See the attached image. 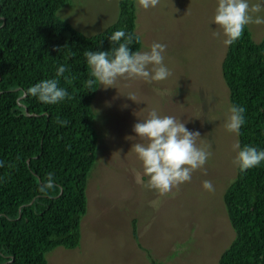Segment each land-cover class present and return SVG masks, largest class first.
<instances>
[{"label":"trees","instance_id":"obj_1","mask_svg":"<svg viewBox=\"0 0 264 264\" xmlns=\"http://www.w3.org/2000/svg\"><path fill=\"white\" fill-rule=\"evenodd\" d=\"M67 2L0 0V264H48L58 248H79L103 126L92 107L99 89L85 83L90 69L84 52L116 47L109 36L118 29L139 37L133 51L142 48L137 0H119L117 21L92 36L58 16ZM59 64L68 66L60 85L72 99L47 105L28 94L54 78ZM222 74L230 104L246 109L241 146L264 149V39L255 42L246 26L227 47ZM49 174L56 187L41 192ZM223 201L235 238L218 264H264V163L246 172L238 168ZM132 228L136 237V220Z\"/></svg>","mask_w":264,"mask_h":264},{"label":"rangeland","instance_id":"obj_2","mask_svg":"<svg viewBox=\"0 0 264 264\" xmlns=\"http://www.w3.org/2000/svg\"><path fill=\"white\" fill-rule=\"evenodd\" d=\"M256 3V0H250ZM217 0H160L137 8L136 32L143 50L167 45L172 76L162 82L121 79L116 89L99 88L93 110L100 117L101 141L87 186L88 210L79 248H58L48 264H218L235 238L223 192L235 180L233 145L238 136L225 127L230 95L222 74L227 47L212 24ZM119 0H68L58 16L86 36L103 32L119 17ZM264 15V12L260 13ZM255 42L264 24L248 25ZM134 94V101L128 95ZM127 105V107H125ZM152 109L187 122L199 131L211 156L189 182L161 193L148 186L141 161L131 150L133 126ZM100 143V142H99ZM210 180L214 191L203 188ZM137 222L133 236L132 222Z\"/></svg>","mask_w":264,"mask_h":264},{"label":"clouds","instance_id":"obj_3","mask_svg":"<svg viewBox=\"0 0 264 264\" xmlns=\"http://www.w3.org/2000/svg\"><path fill=\"white\" fill-rule=\"evenodd\" d=\"M160 0H138V7L148 10L156 8ZM264 0H217V6L212 24L218 26L214 33L222 32L226 47L236 43L243 35L246 26L264 24ZM109 40L116 47L110 51L84 52V57L90 69L89 78L85 81L89 89L115 88L121 79H141L147 83L162 82L172 76L170 68L165 63L167 45L153 43L149 50L133 51L131 45L139 37L123 29L114 31ZM68 66L59 64L54 78L44 79L27 89L28 94L47 105H56L72 99L68 89L60 85V78L68 79L65 73ZM134 101V94L128 96ZM127 107V105H125ZM246 109L242 105L232 104L225 120L226 129L240 135L242 126L246 124ZM61 123H66L61 121ZM187 122L173 115H161L156 109L148 112L147 117L139 119L133 126L135 136L128 139H138L131 150L135 152L142 163L143 173L148 177V186L161 193H168L174 187L192 179L193 172L203 169L211 152L198 141L202 140L199 131L189 130ZM236 152L234 163L241 172L260 166L264 163V149L252 145L241 146L239 140L233 145ZM0 166L3 162L0 161ZM56 187L52 174L40 187L46 192ZM203 188L214 191L210 180L203 182Z\"/></svg>","mask_w":264,"mask_h":264}]
</instances>
